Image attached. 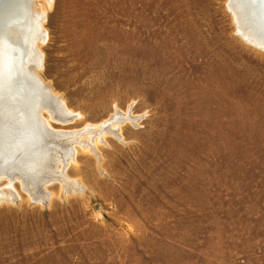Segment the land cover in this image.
Here are the masks:
<instances>
[{"label": "rangeland", "instance_id": "obj_1", "mask_svg": "<svg viewBox=\"0 0 264 264\" xmlns=\"http://www.w3.org/2000/svg\"><path fill=\"white\" fill-rule=\"evenodd\" d=\"M37 2L40 74L82 114L51 125L142 118L100 164L76 146L74 193L53 180L41 203L0 179V264H264V50L229 0ZM26 118L0 123V148L33 137Z\"/></svg>", "mask_w": 264, "mask_h": 264}, {"label": "bare ground", "instance_id": "obj_2", "mask_svg": "<svg viewBox=\"0 0 264 264\" xmlns=\"http://www.w3.org/2000/svg\"><path fill=\"white\" fill-rule=\"evenodd\" d=\"M37 1L0 0V123L15 115L26 116L28 128L33 132V137L24 142V131L15 127L21 139L10 134L11 142L1 143L7 146L0 148V179L7 178L11 186L20 181L30 198L42 203L55 194L46 187L53 180L62 185L63 195L74 193L82 186L78 179L71 180L67 172L69 164L77 159V145L95 155L100 164L103 160L100 145L107 144L108 136L124 141L123 126L138 125L142 115L117 107L108 118L87 123L83 128L51 125L50 120L68 125L82 114L72 110L40 74L44 67L40 46L47 38L44 26L47 13ZM257 5L261 7L256 8ZM228 6L239 36L264 50V0H229ZM8 127L13 131L14 127ZM24 146L32 151L28 152Z\"/></svg>", "mask_w": 264, "mask_h": 264}, {"label": "water", "instance_id": "obj_3", "mask_svg": "<svg viewBox=\"0 0 264 264\" xmlns=\"http://www.w3.org/2000/svg\"><path fill=\"white\" fill-rule=\"evenodd\" d=\"M257 7H261V6L257 5L256 8H257ZM261 14H262V13H261Z\"/></svg>", "mask_w": 264, "mask_h": 264}]
</instances>
